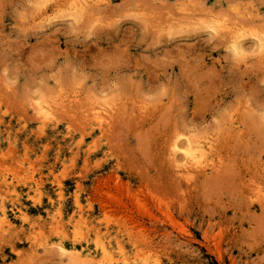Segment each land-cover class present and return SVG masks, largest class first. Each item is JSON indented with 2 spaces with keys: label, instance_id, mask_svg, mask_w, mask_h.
<instances>
[{
  "label": "rangeland",
  "instance_id": "1",
  "mask_svg": "<svg viewBox=\"0 0 264 264\" xmlns=\"http://www.w3.org/2000/svg\"><path fill=\"white\" fill-rule=\"evenodd\" d=\"M35 2L0 0V261L9 247L10 264H50L71 221L130 264H264V55L252 45L233 66L213 55L228 30L207 31L224 21L247 40L264 0H109L78 17L62 4L63 27ZM81 72L99 93L95 76L64 84ZM185 115L213 132L179 130ZM177 135L213 140L215 169L183 175Z\"/></svg>",
  "mask_w": 264,
  "mask_h": 264
},
{
  "label": "snow or ice",
  "instance_id": "2",
  "mask_svg": "<svg viewBox=\"0 0 264 264\" xmlns=\"http://www.w3.org/2000/svg\"><path fill=\"white\" fill-rule=\"evenodd\" d=\"M31 7L33 8H47L48 13L52 14L51 20L49 21V23L53 26H66L63 21H65L66 19H70L65 17L63 12H59V11H55L56 9V5L55 4H51L49 2V0H36V2L34 4L31 5ZM121 11H123V9H121ZM229 11H235L234 8H230ZM60 22V23H58ZM220 23L223 25L224 21H220ZM253 27H252V31H253V35H251L250 38H248L247 40H245L243 33H237L235 39H230L229 35L227 32H222V38H223V44H228V48L227 50L224 49L223 44L220 45V51L217 53H214L213 55H227L228 57V62L232 63L233 66H235L236 62H239L241 64H243L245 58L248 55H255V49L252 48V50L250 52H245L244 49L246 48H251L252 45H255L257 40L259 41V44L257 45L260 49V53L262 55H264V16L261 17V22L259 25V30L257 31L254 21L250 22ZM207 31L209 33H214L217 32L218 29L216 27H212L207 29ZM173 37L169 36L168 39H172ZM220 42V37L217 38V43ZM207 51V50H205ZM93 76H95V83H96V91L97 93H99V85H100V81H99V74L95 73V74H89V73H84L81 72L79 74H77L76 77H72L71 75L67 76L64 78L63 82L66 86L69 87H73V88H80L81 85L83 86L84 90H88L89 88H91L92 84H93ZM109 79H116L117 84H121V86H123L122 81H120L119 79H117L116 77H112L110 76ZM41 83H43V81H41ZM29 87H31V85H29ZM55 88H56V84L54 81L50 82L49 88L46 89V91L49 93V95H54L55 92ZM167 94V89H160L156 92L157 96H163ZM105 95H107L105 93ZM39 115L41 117H44L45 119L48 118V114L41 112L39 113ZM258 119L264 123V110H261L258 114ZM184 120L187 122L186 124H181L178 125V129L185 131V132H189L190 135H195L198 138L199 137H203V136H207L210 133L213 132L215 125H208V124H202L199 122V120H197L196 124H192L191 121H188L187 115L184 116ZM6 122V121H5ZM220 121L217 120L216 124H219ZM189 125H191V127H189ZM52 125H49V127H51ZM64 124L60 125L59 131L63 132L64 130ZM71 130H69L70 132ZM55 134V133H54ZM93 136L98 135V133H93ZM77 138H79L78 134H77ZM179 141H186L188 142V147L184 148L182 146H180ZM67 141H65L66 143ZM210 147V145H207ZM172 153L174 154H179L176 156V159H179L181 156L182 157H187L189 159L192 160L193 163H199V161L195 158L196 157V153H194L191 150V141H189L188 136H180L177 135L175 137V141L173 142L172 145ZM99 155V153H97ZM83 159V156L81 157V161ZM200 159H203V156L200 157ZM114 162V161H113ZM179 167V165H177ZM59 166L57 165V170H58ZM65 196H67V193H65ZM81 200H83V197H80ZM39 203V202H37ZM8 207H11V205H9ZM8 218L9 220L16 225L17 228H19L21 226V221L20 220H13L12 217V213L9 212L8 213ZM65 220H67V217H65ZM46 223V222H45ZM71 221H68V235L66 237H64V240L66 241L63 246H56L53 248V257L54 259L51 260L50 264H68V260L67 257L69 255V253L66 251V249H70L73 248V244L71 243L72 239H79L81 241V243L76 244L74 247V251L76 253H79L81 250L84 253V257H88L90 252L92 251V249H95V259L94 260H88V259H84L82 258L80 255H74L72 258V264H130V261L127 259L121 260L119 258L117 259H113L112 255H110L111 253H115V249H108L105 248L101 242L99 240H97L95 242L94 245L91 246V248L86 247V245L83 243L84 241V237L83 236H78V237H73L72 236V228H71ZM23 227L25 229L28 228V224L25 223L23 225ZM57 239V237H53V241H55ZM89 241H91V236H89ZM17 248L20 247L19 244H17L16 246ZM23 247H28V244H24ZM124 252L121 249L120 250V256H123ZM16 252L13 250V248H9V247H5V251H4V258L2 261H0V264H10V262L12 260L16 259ZM57 256L61 257V258H56ZM28 264H32L31 260L28 261ZM156 264H161L160 260L156 261Z\"/></svg>",
  "mask_w": 264,
  "mask_h": 264
},
{
  "label": "bare ground",
  "instance_id": "3",
  "mask_svg": "<svg viewBox=\"0 0 264 264\" xmlns=\"http://www.w3.org/2000/svg\"><path fill=\"white\" fill-rule=\"evenodd\" d=\"M57 2L58 3L56 4V6H60L62 4H67L68 10L73 13L72 15L82 16V15L86 14V12H89L88 10H91V9L93 10L95 7L106 6L109 3V0H57ZM184 15H186V14H184ZM184 15H183V17H187ZM188 23H190V22H188ZM212 27H216L218 30H228L227 32L229 34L230 39H235L236 34L240 33L239 30L236 28H230L229 26H222V25H219L218 23H215V22H209L208 28H212ZM228 28H230V29H228ZM244 38H245V36H244ZM258 44H259V41L257 40L255 45L257 46ZM256 48L259 49L258 46ZM41 111L49 114L47 112V110H45L43 108ZM92 117H93V115H92ZM42 118L44 119V117H42ZM91 120L94 122L93 124H97L100 126H102V124L104 122H106L105 121L106 119L104 117L100 116L99 114L97 116H95L94 118H91ZM234 125H236V124L234 123ZM189 141H191V150L194 153H196L195 158L199 161V163H193L191 159L181 156L179 159L182 160V162H183L182 163V170L184 172L183 175L190 176V175H194V174L203 175V174L211 173L216 167L212 161V156H213L212 150L214 148L213 140H210L209 138H205L203 140H201V139L191 140L190 139ZM179 144H180V146H182L184 148L188 147V142L182 143V141H181V143H179ZM172 145H173V142L171 143V146H170L171 149H172ZM207 145H210V147ZM171 153H172V150H171ZM172 154H174V153H172ZM201 156H203V159H200ZM7 223H8V221L6 220V216L4 215V218L0 219V228H3L4 224H7ZM65 242L66 241H56L54 243V246H57V245L63 246V244ZM71 243L73 244V248L66 249V251L69 253L67 258H68L70 264H72V258L74 255H80L82 258L88 259V260H94L95 259V256H92L91 253L89 254L88 257H84V253L82 250L79 253H76L74 251V247H75L76 243H74V242H71ZM101 244L105 248L110 249L106 244H103V243H101ZM93 252L95 254V249L93 250ZM110 255H112L113 259H116V257L114 256L113 253L110 252Z\"/></svg>",
  "mask_w": 264,
  "mask_h": 264
}]
</instances>
